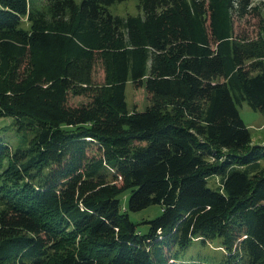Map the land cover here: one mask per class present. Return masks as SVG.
<instances>
[{
    "label": "trees",
    "instance_id": "trees-1",
    "mask_svg": "<svg viewBox=\"0 0 264 264\" xmlns=\"http://www.w3.org/2000/svg\"><path fill=\"white\" fill-rule=\"evenodd\" d=\"M125 1L0 0V264H180L193 241L264 264V145L238 107L264 114V29L236 38L226 14L254 0ZM151 204L140 231L128 211Z\"/></svg>",
    "mask_w": 264,
    "mask_h": 264
},
{
    "label": "rangeland",
    "instance_id": "rangeland-1",
    "mask_svg": "<svg viewBox=\"0 0 264 264\" xmlns=\"http://www.w3.org/2000/svg\"><path fill=\"white\" fill-rule=\"evenodd\" d=\"M207 2L208 0H206L205 4H207ZM29 3L31 6L30 10L34 12V14L39 13L41 10H46L47 8L46 0H29ZM252 6L253 7L249 8L248 12L242 17L238 15L237 11H227L226 14H228L229 23H231L232 27L231 34L234 37L244 38L246 36L256 38L258 34L261 33V29H264V0H254ZM111 9L113 13L122 17H126L128 14L140 13L136 0L117 3L111 6ZM208 18L207 21H209ZM225 22L227 23V21ZM24 26H30V22L26 21V19L24 20ZM213 45L215 46L216 43L213 42ZM103 76L104 70L102 63L99 60L97 61L94 70V81L96 83H101ZM89 99L90 97L87 95L70 96L68 103L70 105H78L88 102ZM126 100L129 109L136 108L137 110H143L150 103L146 89L144 87H134L131 81H128L126 86ZM238 107L242 119L250 129L252 141L256 144L264 145V114L260 110L251 108L245 101ZM10 120V118L0 120V126L2 124H8ZM210 183L211 186H214L213 180H211ZM129 196L130 192L128 190L121 196L123 209L127 208ZM1 209L0 206V210ZM128 213L130 219L137 223L138 229L147 232L150 226L147 221L158 217L162 213V207L160 204H151L140 210H129ZM220 248L219 243L216 241L207 242L206 244H203L200 241H193L181 256L182 260L180 264H221V258L224 255V251ZM220 250H222L223 253Z\"/></svg>",
    "mask_w": 264,
    "mask_h": 264
}]
</instances>
